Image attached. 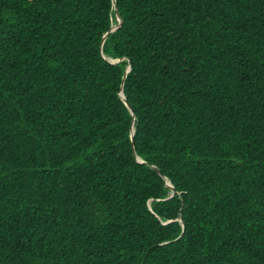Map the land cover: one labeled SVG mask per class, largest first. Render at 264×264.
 Segmentation results:
<instances>
[{
	"label": "trees",
	"instance_id": "16d2710c",
	"mask_svg": "<svg viewBox=\"0 0 264 264\" xmlns=\"http://www.w3.org/2000/svg\"><path fill=\"white\" fill-rule=\"evenodd\" d=\"M115 2L0 0V264H264V0Z\"/></svg>",
	"mask_w": 264,
	"mask_h": 264
},
{
	"label": "water",
	"instance_id": "95a60500",
	"mask_svg": "<svg viewBox=\"0 0 264 264\" xmlns=\"http://www.w3.org/2000/svg\"><path fill=\"white\" fill-rule=\"evenodd\" d=\"M112 2V7H113V10H114V13H115V17H116V21L117 23L114 24V25H111V27L109 28V30L103 35L102 39H101V43H100V48H102V45L107 37V35L113 31H115L116 29H118L120 26H121V18L118 14V11H117V7H116V2L115 0H111ZM102 57L110 64H115V63H118L120 61V59H111V58H106L105 56L102 55ZM130 70V66L128 65L127 68H126V71L123 73L122 75V78H121V85H120V91H119V98L121 99V101L124 103V105L127 107L128 111L130 112L131 116H132V119H131V128H130V142H131V148H132V153L133 155L135 156V159H136V162L138 163H144V161L136 156L135 154V149H134V140H133V136H134V133H135V130H134V127H133V123H134V119H135V115L133 114V111L131 109V107L129 106V104L127 103L126 101V98L122 92V89H123V83H124V80L126 78V74L127 72ZM155 169V171L157 173H159L158 169L156 167H153ZM162 178L164 179L165 181V185L166 187L169 188L170 190V196L169 198H171L174 194H175V191H174V188L173 186L171 185L170 181L168 179H166L164 176H162ZM177 221L181 222L182 224V220L181 218L177 219ZM167 222H164L163 224H166Z\"/></svg>",
	"mask_w": 264,
	"mask_h": 264
}]
</instances>
